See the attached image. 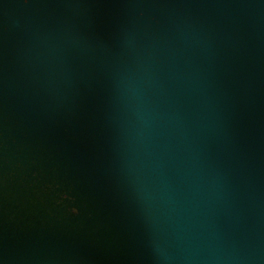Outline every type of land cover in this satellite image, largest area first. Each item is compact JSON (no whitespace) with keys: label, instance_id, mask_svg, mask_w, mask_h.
<instances>
[{"label":"water","instance_id":"obj_1","mask_svg":"<svg viewBox=\"0 0 264 264\" xmlns=\"http://www.w3.org/2000/svg\"><path fill=\"white\" fill-rule=\"evenodd\" d=\"M0 264H264V0H0Z\"/></svg>","mask_w":264,"mask_h":264}]
</instances>
